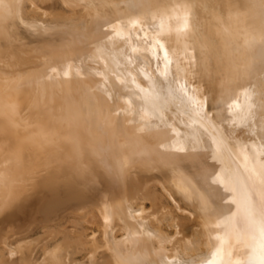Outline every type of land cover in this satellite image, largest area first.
Here are the masks:
<instances>
[{"label":"bare ground","instance_id":"1","mask_svg":"<svg viewBox=\"0 0 264 264\" xmlns=\"http://www.w3.org/2000/svg\"><path fill=\"white\" fill-rule=\"evenodd\" d=\"M0 264H264V0H0Z\"/></svg>","mask_w":264,"mask_h":264},{"label":"rangeland","instance_id":"2","mask_svg":"<svg viewBox=\"0 0 264 264\" xmlns=\"http://www.w3.org/2000/svg\"><path fill=\"white\" fill-rule=\"evenodd\" d=\"M57 9H59V8H57ZM41 233H42V231L37 230L36 233L33 234V236L39 235V234H41Z\"/></svg>","mask_w":264,"mask_h":264}]
</instances>
